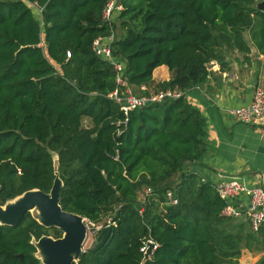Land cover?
<instances>
[{
  "label": "trees",
  "instance_id": "obj_1",
  "mask_svg": "<svg viewBox=\"0 0 264 264\" xmlns=\"http://www.w3.org/2000/svg\"><path fill=\"white\" fill-rule=\"evenodd\" d=\"M107 1L0 0V204L49 192L58 153L63 209L115 222L106 243L73 264H141L150 239L158 246L144 264H240L244 247L264 250V228L224 216L225 200L202 180L207 121L186 93L208 82L209 63L223 68L231 50H250L247 31L264 51L260 0H121L112 22ZM113 31L114 59L134 92L148 93L164 64L171 78L155 91L185 94L125 113L109 97L114 65L93 48ZM44 234L63 232L31 213L0 224V264H43L31 240Z\"/></svg>",
  "mask_w": 264,
  "mask_h": 264
},
{
  "label": "crops",
  "instance_id": "obj_2",
  "mask_svg": "<svg viewBox=\"0 0 264 264\" xmlns=\"http://www.w3.org/2000/svg\"><path fill=\"white\" fill-rule=\"evenodd\" d=\"M119 13L115 12V21ZM245 37L250 50H231L226 58L228 65L223 68L219 62L212 61L214 65L208 82L188 91L186 97L201 110L207 121V140L211 148L203 157L202 176L216 182L220 179L218 173H222L225 178H240L246 186L264 188V139L260 128L242 123L230 113L231 109L249 105L255 88L264 86V51L256 45L249 31ZM170 78L167 65L156 67L149 90L155 91L158 84ZM187 167L192 168L190 164ZM247 203L246 194H241L236 201L241 208ZM234 219H241L251 227L245 216ZM262 258L264 250L244 247L240 264H258Z\"/></svg>",
  "mask_w": 264,
  "mask_h": 264
},
{
  "label": "built area",
  "instance_id": "obj_3",
  "mask_svg": "<svg viewBox=\"0 0 264 264\" xmlns=\"http://www.w3.org/2000/svg\"><path fill=\"white\" fill-rule=\"evenodd\" d=\"M120 1L121 0L107 1L103 12V18L105 21L112 22L114 20L113 16L115 12H120L123 9ZM115 38V31L109 36H100L95 39L93 48L98 55L112 61L114 65L117 73L116 80L118 87L109 94V97L120 104L121 109L124 110L125 113L136 107L145 106L149 102L161 101L165 98H178L185 94L184 91L172 90L169 88H164L158 91L149 90L148 93L134 92L133 88L123 77L125 63L114 59L111 43ZM142 89L148 90L146 86H142ZM230 113L236 118V120L242 123L258 126L260 128L261 136L264 139V86L255 88L252 101L249 105L231 109ZM218 176L220 179L213 182V184L219 196L226 202L222 209V214L230 218L245 216L250 221L251 229L254 232H258L264 226V188L262 186H246L240 178L235 176L225 178L226 175L222 173H218ZM202 180L204 182L211 181L208 177H202ZM151 192V188L145 190V194H150ZM241 194H246L248 196V203L245 208H241L236 204V201ZM167 200L170 204H176L178 202V199L174 197L173 192L170 190L167 192ZM90 223L92 222L90 221L89 224ZM113 224H115V222L109 218L104 227L112 226ZM154 243L155 250L158 245L156 242ZM147 247L148 244L146 243V246L142 247V251L145 252Z\"/></svg>",
  "mask_w": 264,
  "mask_h": 264
},
{
  "label": "water",
  "instance_id": "obj_4",
  "mask_svg": "<svg viewBox=\"0 0 264 264\" xmlns=\"http://www.w3.org/2000/svg\"><path fill=\"white\" fill-rule=\"evenodd\" d=\"M260 10L264 11V0L257 4ZM214 62L208 64L211 69ZM54 160V181L49 192L39 188H32L24 191L14 198L0 204V224L16 226L20 223L26 213L41 225L50 228L57 227L62 230L61 237L42 235L39 239L33 237L31 243L36 247L35 256L43 264H73L78 263L89 234V219L81 214L64 210L60 204V193L64 181L60 176L59 156L53 154ZM2 186L0 184V191ZM112 226H106L97 237L96 248L102 247L110 236ZM148 247L144 252L142 263L144 264L152 255L155 243L152 240L147 242ZM20 257L23 256L21 253Z\"/></svg>",
  "mask_w": 264,
  "mask_h": 264
},
{
  "label": "rangeland",
  "instance_id": "obj_5",
  "mask_svg": "<svg viewBox=\"0 0 264 264\" xmlns=\"http://www.w3.org/2000/svg\"><path fill=\"white\" fill-rule=\"evenodd\" d=\"M35 7L38 8V10H40V8L35 5ZM118 30V33L121 32V29L120 27L117 29ZM206 94L209 95V92L206 91ZM85 122L87 123L88 122V119L87 121L85 120ZM109 219V218H108ZM107 219V220H108ZM107 220H104L102 223L100 224H93V223H90L89 224V234H88V238L85 242V245H84V249L87 250L89 248H92L94 247L95 245H97V237L99 236L100 232H101V229L104 227V225L106 224V221ZM103 230V229H102Z\"/></svg>",
  "mask_w": 264,
  "mask_h": 264
}]
</instances>
